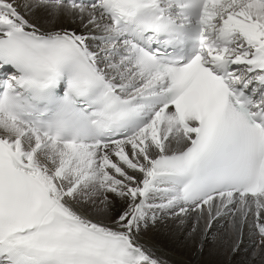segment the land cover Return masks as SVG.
Segmentation results:
<instances>
[{
    "label": "snow or ice",
    "instance_id": "6c2138e0",
    "mask_svg": "<svg viewBox=\"0 0 264 264\" xmlns=\"http://www.w3.org/2000/svg\"><path fill=\"white\" fill-rule=\"evenodd\" d=\"M264 264V0H0V264Z\"/></svg>",
    "mask_w": 264,
    "mask_h": 264
},
{
    "label": "bare ground",
    "instance_id": "6f19581e",
    "mask_svg": "<svg viewBox=\"0 0 264 264\" xmlns=\"http://www.w3.org/2000/svg\"><path fill=\"white\" fill-rule=\"evenodd\" d=\"M253 247L254 245L250 242L249 236L246 235L244 251L236 257L235 264H244V262L248 258V254L251 253Z\"/></svg>",
    "mask_w": 264,
    "mask_h": 264
}]
</instances>
